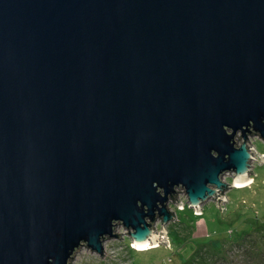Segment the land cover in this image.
<instances>
[{
  "label": "water",
  "instance_id": "obj_1",
  "mask_svg": "<svg viewBox=\"0 0 264 264\" xmlns=\"http://www.w3.org/2000/svg\"><path fill=\"white\" fill-rule=\"evenodd\" d=\"M252 133L264 0H0V264L104 256L117 226L170 248L177 188L222 210Z\"/></svg>",
  "mask_w": 264,
  "mask_h": 264
},
{
  "label": "rangeland",
  "instance_id": "obj_2",
  "mask_svg": "<svg viewBox=\"0 0 264 264\" xmlns=\"http://www.w3.org/2000/svg\"><path fill=\"white\" fill-rule=\"evenodd\" d=\"M236 139L238 145L244 142L242 136ZM250 142L264 156V138L252 133L248 146ZM254 148L251 181L223 189L227 200L219 201L222 210L217 204L219 199L213 196L201 209L191 208L184 190L177 188L175 202L172 198L169 202L176 218L163 224L170 248L159 241L138 250L127 228L117 226L115 231L125 233L104 242V256L83 245L70 264H264V162L258 161L262 158ZM235 175L231 171L222 179L235 184ZM218 192L222 193V189ZM153 226L154 233L160 232L162 218H157Z\"/></svg>",
  "mask_w": 264,
  "mask_h": 264
},
{
  "label": "bare ground",
  "instance_id": "obj_3",
  "mask_svg": "<svg viewBox=\"0 0 264 264\" xmlns=\"http://www.w3.org/2000/svg\"><path fill=\"white\" fill-rule=\"evenodd\" d=\"M251 181V179L249 178V177H247L245 180L243 179V180H241V181H237V180H235V185L236 186H243V185H246L247 183L246 182H250ZM149 240V242H148V245H150V246H148V247H140V246H138V245H136V244H133V246L136 248V249H138V250H141V249H148L149 247H151V245H153V241H152V239H148ZM152 242H151V241Z\"/></svg>",
  "mask_w": 264,
  "mask_h": 264
},
{
  "label": "built area",
  "instance_id": "obj_4",
  "mask_svg": "<svg viewBox=\"0 0 264 264\" xmlns=\"http://www.w3.org/2000/svg\"><path fill=\"white\" fill-rule=\"evenodd\" d=\"M251 149V152H252V154H253V149L252 148H250ZM253 156H254V154H253Z\"/></svg>",
  "mask_w": 264,
  "mask_h": 264
}]
</instances>
